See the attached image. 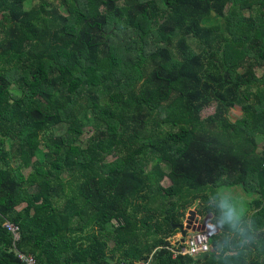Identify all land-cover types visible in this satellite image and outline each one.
Here are the masks:
<instances>
[{
  "label": "trees",
  "instance_id": "obj_1",
  "mask_svg": "<svg viewBox=\"0 0 264 264\" xmlns=\"http://www.w3.org/2000/svg\"><path fill=\"white\" fill-rule=\"evenodd\" d=\"M0 15V264H22L5 222L37 264H264V0H0ZM221 185L256 195L254 243L225 259L216 227L209 252L174 256L186 210L216 216Z\"/></svg>",
  "mask_w": 264,
  "mask_h": 264
},
{
  "label": "rangeland",
  "instance_id": "obj_2",
  "mask_svg": "<svg viewBox=\"0 0 264 264\" xmlns=\"http://www.w3.org/2000/svg\"><path fill=\"white\" fill-rule=\"evenodd\" d=\"M30 6L26 5V9H28ZM7 23V17L5 15H0V32L4 31L5 29V25ZM256 74L257 76H260L262 74V70L260 69H256ZM214 112V108H209L204 112V116L210 115ZM241 116V110L240 108H235L234 110H232L231 113V117L233 120H235L236 118ZM66 126L63 127H59V132L60 133H64L66 131ZM92 135V133L90 132L89 129H87L84 133V136L81 138L82 142H86L90 136ZM258 143L260 146L264 145V136H259L258 137ZM116 156H111L108 159H106V163H111L114 162L116 160ZM163 186L166 187L168 186V182L164 181L163 182ZM206 193L208 195V198L211 202V205H217V198L221 195H226L229 196L231 198V202L236 205V207L240 210L241 214L244 215L247 210H248V204L250 203L251 200L256 198V195L253 193H249V192H244L243 189L239 186H210L208 187V189L206 190ZM198 202L193 206H190V208H188L186 210V214L184 216V220L182 223L184 224V222L187 221V219L193 214H197L196 212V206ZM217 207V206H215ZM216 210V209H215ZM220 216V212L219 209L217 207V214L216 216H214V214H209L205 217H201L200 222H202L200 227H204L205 225L207 227H210L212 229V231L214 233L218 232V230L216 229V227H214L215 225L212 223L213 219H218ZM207 220L206 223L204 222V220ZM181 237V233H177L173 238L176 239H180Z\"/></svg>",
  "mask_w": 264,
  "mask_h": 264
},
{
  "label": "clouds",
  "instance_id": "obj_3",
  "mask_svg": "<svg viewBox=\"0 0 264 264\" xmlns=\"http://www.w3.org/2000/svg\"><path fill=\"white\" fill-rule=\"evenodd\" d=\"M217 201L220 216L214 227L228 229V237L218 243L217 252L226 259L247 251L255 241L256 232L254 222L245 219L229 196L221 195Z\"/></svg>",
  "mask_w": 264,
  "mask_h": 264
},
{
  "label": "built area",
  "instance_id": "obj_4",
  "mask_svg": "<svg viewBox=\"0 0 264 264\" xmlns=\"http://www.w3.org/2000/svg\"><path fill=\"white\" fill-rule=\"evenodd\" d=\"M3 227L12 238V251L14 252L17 260L22 264H37L35 258L31 256V254H26L16 250V244L20 240L18 228L8 222H5ZM213 234L214 232L209 227L207 230L190 232L185 235L184 238H182V235L180 239L174 238V243H177V245L185 244L182 249L174 251V256L182 254L196 257L209 252L211 250V243L209 240Z\"/></svg>",
  "mask_w": 264,
  "mask_h": 264
},
{
  "label": "flooded vegetation",
  "instance_id": "obj_5",
  "mask_svg": "<svg viewBox=\"0 0 264 264\" xmlns=\"http://www.w3.org/2000/svg\"><path fill=\"white\" fill-rule=\"evenodd\" d=\"M199 217L198 221L196 218ZM201 216L193 213L184 224L182 223L181 228L186 229V235L190 232H193V229H197L201 226L202 222H200Z\"/></svg>",
  "mask_w": 264,
  "mask_h": 264
},
{
  "label": "water",
  "instance_id": "obj_6",
  "mask_svg": "<svg viewBox=\"0 0 264 264\" xmlns=\"http://www.w3.org/2000/svg\"><path fill=\"white\" fill-rule=\"evenodd\" d=\"M197 202H198V200L195 201L194 205H195ZM194 205H193V206H194ZM198 219H199V217L196 218V221H198ZM183 221H185L184 218H183ZM206 221H207V220L205 219L204 222L206 223ZM207 229H209V227H207V226L205 225L204 227H199V228H197V229H193V231H203V230H207ZM180 231H181L182 238H184L185 235H186V229H182V228H180Z\"/></svg>",
  "mask_w": 264,
  "mask_h": 264
}]
</instances>
